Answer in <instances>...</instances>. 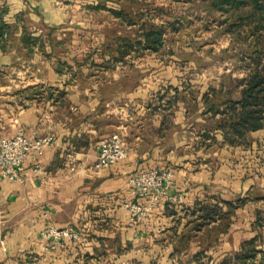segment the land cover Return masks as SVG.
<instances>
[{
  "label": "crops",
  "instance_id": "1",
  "mask_svg": "<svg viewBox=\"0 0 264 264\" xmlns=\"http://www.w3.org/2000/svg\"><path fill=\"white\" fill-rule=\"evenodd\" d=\"M191 2L199 0H0V20L12 27L0 51V137L23 130L55 139L37 157L39 170L28 157L22 182H1L0 264H215L247 239L231 225L215 234L216 222L198 217L201 204L244 195L260 180L264 146L223 139L205 102L222 73L206 76L174 53L189 48L171 43L183 28L166 21L192 15ZM142 23L158 24L163 43L121 53L143 41ZM25 33L36 38L30 53ZM111 133L124 137L127 156L94 169ZM263 134L249 136L262 142ZM67 149L75 171L64 167ZM152 167L171 170L167 196L130 219L127 178ZM47 225L79 237L50 249Z\"/></svg>",
  "mask_w": 264,
  "mask_h": 264
},
{
  "label": "trees",
  "instance_id": "2",
  "mask_svg": "<svg viewBox=\"0 0 264 264\" xmlns=\"http://www.w3.org/2000/svg\"><path fill=\"white\" fill-rule=\"evenodd\" d=\"M191 3L201 6L204 13H192L186 18L176 16L166 21V25L178 29L191 20H201L203 25L217 22L218 34H231L233 43L239 39L237 51L247 73L241 78L224 75L218 87H211L206 93L205 102L210 106L208 111L212 116L215 114L214 126L221 131L223 139L232 145L245 146L250 142V132L264 128V0H199ZM141 27L143 41L133 38L123 45L121 53L140 42H145L153 49L163 43V30L158 24L142 23ZM11 32L12 27L0 20V51L4 50L5 41ZM22 41L30 53L36 38L25 33ZM235 92L239 93L237 99L234 98ZM243 204L244 198L227 201L215 197V202L199 206L198 217L204 225L215 221V227L220 228L218 232H223L230 223L226 219H231L234 209ZM254 225L259 228V232L244 239L238 250L226 253L215 264H256L257 260L258 264H264V222L259 210ZM210 232V229L206 230V234Z\"/></svg>",
  "mask_w": 264,
  "mask_h": 264
},
{
  "label": "built area",
  "instance_id": "3",
  "mask_svg": "<svg viewBox=\"0 0 264 264\" xmlns=\"http://www.w3.org/2000/svg\"><path fill=\"white\" fill-rule=\"evenodd\" d=\"M55 143L52 135L29 136L23 130H18L9 137H0V191L1 182L8 180L22 182L25 160L30 157L35 160L34 170H39L40 156L45 147ZM124 137L119 133H111L99 141L94 169L110 167L127 156ZM64 167L75 171L78 159L74 150L67 149L64 156ZM170 169L152 167L146 170H135L129 174L127 185L134 200L125 203L130 219L138 220L147 216L155 204L167 196V188L171 183ZM169 198V197H167ZM41 237L48 241L50 249L56 248L64 238L77 239L79 234L71 227L57 228L47 225L41 231Z\"/></svg>",
  "mask_w": 264,
  "mask_h": 264
},
{
  "label": "rangeland",
  "instance_id": "4",
  "mask_svg": "<svg viewBox=\"0 0 264 264\" xmlns=\"http://www.w3.org/2000/svg\"><path fill=\"white\" fill-rule=\"evenodd\" d=\"M200 8L202 7L198 4L191 6L194 14L204 11ZM203 24L201 20H191V22L187 21L185 25H182V35H173L171 43L187 44L189 50L174 53L181 55L183 58H190L197 62L198 65H203L206 76H216V74L219 75L221 73L223 76L226 74H230L231 76L234 74L233 77L239 74L244 76L248 70L240 60V53L237 51L239 39L235 40L237 43H233L231 34L226 32L218 34L217 27L219 25H217V22H211L208 25ZM209 89L206 93H209ZM261 138L262 142L257 138L251 137L250 141L253 140L257 145L262 144L264 146V134ZM259 179L255 181L252 188L244 195L232 196V199L229 200L237 201L240 198H244V204L234 209L231 219H226L227 222H230V230L232 231L233 229L232 232L241 234V240L244 238L243 236L248 238V233L253 235L255 234L254 232H259V228L254 225L257 210L261 212L264 222V173L259 175ZM251 222L253 224L252 227ZM216 225L217 223H215ZM219 229V227L214 228L215 234H217L216 232ZM257 261H255L256 264L259 263Z\"/></svg>",
  "mask_w": 264,
  "mask_h": 264
}]
</instances>
